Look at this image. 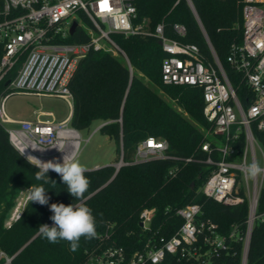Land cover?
Here are the masks:
<instances>
[{"label": "trees", "instance_id": "trees-1", "mask_svg": "<svg viewBox=\"0 0 264 264\" xmlns=\"http://www.w3.org/2000/svg\"><path fill=\"white\" fill-rule=\"evenodd\" d=\"M135 6V23L146 21L149 33L162 23L167 36L177 39L174 25H185L187 35L181 41L198 45L212 59L210 44L232 77L227 58L232 46L242 43L244 0H136ZM112 37L130 65L123 55L114 56L106 51H92L81 61L71 83L70 126L79 132L90 129L94 121H102L100 132L117 145L114 163L120 156L124 162H131L138 144L149 138L168 142L169 154L177 159H153L123 166L117 174L114 165L87 171L90 185L82 201L73 198L61 177L49 171V179L56 182L43 185L50 197L49 205L82 202L92 209L96 220L97 237L81 238L79 249L73 253L67 241L52 244L38 233L40 225H53L48 205L28 202L21 219L6 227L21 191L43 181L35 180L39 169L12 144L8 129L0 120V252L12 258L11 264H84L92 252L113 244L133 254L142 250L149 239L157 240L158 246L161 238L170 239L183 225L176 211L198 204L202 207V218L216 223L221 235L228 237L234 229L239 233L236 240L229 241V249L214 256L213 263L244 264L241 238L248 227V201L232 207L200 192L212 170L205 164L208 153L202 149L209 139L192 123L211 129L204 116L201 89L163 84L161 70L167 55L155 37L148 34ZM88 39L79 32L69 42ZM3 91L4 86H0V98ZM235 147L239 153L244 151V136L235 142ZM191 157L196 161L185 165L183 160ZM176 167L180 168L173 178L170 171ZM145 209L156 210L147 232L140 220ZM262 214L264 193L257 212L258 216ZM5 262L2 259L0 264ZM165 264L187 263L170 257ZM245 264H264L261 218L256 219L252 229Z\"/></svg>", "mask_w": 264, "mask_h": 264}, {"label": "built area", "instance_id": "built-area-1", "mask_svg": "<svg viewBox=\"0 0 264 264\" xmlns=\"http://www.w3.org/2000/svg\"><path fill=\"white\" fill-rule=\"evenodd\" d=\"M135 1L0 0V86H4L0 120L3 124L19 125L8 132L12 144L25 158L32 155L42 161L62 162L68 154L75 159L81 150L82 138L70 126V118L61 122L14 121L5 111L6 100L17 93L59 98L73 106L71 83L81 61L90 52L123 55L130 65L112 36L148 34L155 37L167 55L161 70L163 84L202 91L204 116L213 139L207 137L209 140L202 145L208 153L205 164L212 170L200 192L232 207L245 201L249 203L247 232L241 238L245 264L255 221L264 220V214L257 215L264 193V174L255 179H249L246 174L252 162L264 167V0H244L242 43L233 45L227 58L232 77L209 42L212 59L198 45L181 41L187 35L185 25H174L177 36L174 39L167 36L162 23L152 33L146 30V21L136 24ZM83 16L90 22L86 29L81 24L86 23ZM75 23L77 29L72 35ZM79 32L89 39L69 42ZM44 115L53 116V113ZM241 136H244L245 148L239 153L235 142ZM169 150L168 142L149 138L138 144L131 162H124L122 157L114 166L117 171L123 166L153 159H177ZM183 161L187 165L196 159ZM179 168L170 171L171 177H176ZM23 190L25 194L21 191L6 222L8 228L21 219L29 202L27 189ZM155 213V209H145L140 214L144 231L150 230ZM176 215L183 220V225L170 239L161 238L160 246L157 240L149 239L142 250L128 254L123 247L113 244L92 252L84 264H165L170 257L187 264H214V256L229 249V241L239 235L237 229L228 237L221 235L216 223L202 218V207L198 204L178 209ZM2 259L6 260L5 264L12 263V258L0 252Z\"/></svg>", "mask_w": 264, "mask_h": 264}, {"label": "clouds", "instance_id": "clouds-1", "mask_svg": "<svg viewBox=\"0 0 264 264\" xmlns=\"http://www.w3.org/2000/svg\"><path fill=\"white\" fill-rule=\"evenodd\" d=\"M57 148L59 149L58 146ZM26 158L29 163L39 169L35 172V180L43 181V184L31 185L26 191V198L29 202L42 206L48 205L49 210L53 213L50 216L53 225H40L38 233L52 244L67 241L70 245L69 250L73 253L76 252L80 247L81 238L91 240L97 237L96 220L92 209L82 202L68 205L51 203L49 205L50 197L46 194L47 190L43 185L50 182L56 184L48 177L49 171L55 172L67 186L68 193L77 201H82L90 185V181L85 175L88 169L78 159L66 155L63 156L62 162L59 160L42 161L32 155H27ZM246 174L249 179H255L264 174V167H261L259 162H252L247 166Z\"/></svg>", "mask_w": 264, "mask_h": 264}, {"label": "rangeland", "instance_id": "rangeland-1", "mask_svg": "<svg viewBox=\"0 0 264 264\" xmlns=\"http://www.w3.org/2000/svg\"><path fill=\"white\" fill-rule=\"evenodd\" d=\"M81 24L83 29L89 27L85 22ZM1 106L2 104H0ZM4 108L8 116L14 121H37L40 119L43 121L54 120L55 122H61L70 118L72 115V104L63 99L26 96L17 93L11 94L8 97ZM177 110L183 113L181 109L177 108ZM50 112L53 113V116L44 115ZM41 113L44 114L41 115ZM192 123L205 137L213 139L205 125L193 121ZM14 125L18 127L17 124ZM102 125L103 122L97 120L92 123L90 129L79 131L82 138V145L75 159H78L88 169L87 171L102 168L110 164H118L122 158L120 156L118 162L114 163L116 160L117 145L114 140H111L100 132ZM5 126L7 129L14 128L12 124H5ZM22 192L25 194V190H22Z\"/></svg>", "mask_w": 264, "mask_h": 264}, {"label": "water", "instance_id": "water-1", "mask_svg": "<svg viewBox=\"0 0 264 264\" xmlns=\"http://www.w3.org/2000/svg\"><path fill=\"white\" fill-rule=\"evenodd\" d=\"M76 29H77V24L75 23V24L73 25L72 29H71V34H72V35L75 33ZM159 45H162V43L159 42ZM119 170H120V169H118V170L116 171V174L118 173ZM193 186H194V184H193ZM141 226H143V224H141Z\"/></svg>", "mask_w": 264, "mask_h": 264}, {"label": "crops", "instance_id": "crops-1", "mask_svg": "<svg viewBox=\"0 0 264 264\" xmlns=\"http://www.w3.org/2000/svg\"><path fill=\"white\" fill-rule=\"evenodd\" d=\"M70 118H71V116H70ZM12 125L14 126V128H17L14 124H12ZM103 125H104V124H103ZM103 125H102V126H103ZM102 126H101V127H102ZM18 127H19V125H18ZM110 165H114V164H110Z\"/></svg>", "mask_w": 264, "mask_h": 264}]
</instances>
